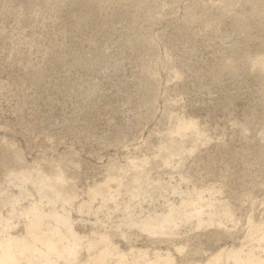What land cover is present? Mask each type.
<instances>
[{"label":"rangeland","instance_id":"374dc122","mask_svg":"<svg viewBox=\"0 0 264 264\" xmlns=\"http://www.w3.org/2000/svg\"><path fill=\"white\" fill-rule=\"evenodd\" d=\"M262 57L264 0H0V238L34 207L54 264L264 262Z\"/></svg>","mask_w":264,"mask_h":264},{"label":"bare ground","instance_id":"6f19581e","mask_svg":"<svg viewBox=\"0 0 264 264\" xmlns=\"http://www.w3.org/2000/svg\"><path fill=\"white\" fill-rule=\"evenodd\" d=\"M255 57H257V56H255ZM251 58H252V56H251ZM253 59H255L254 55H253ZM253 59H250V60H253ZM257 59L258 58H256V61H257ZM260 62H261V60H260ZM252 63L254 64V61ZM263 63H264V60H263ZM263 63H261V64H263ZM181 124L185 125V126L189 125L188 127H191L192 126L191 124H194V122L185 121V122H182ZM28 213L29 214L33 213L34 218L31 220V222H29V225L27 226L28 229H27V233H26L27 235L26 236H16L12 233H8L2 239L0 238L1 239L0 240V264H22L23 260L26 261V264H36L35 258H38V260L40 262H42V264H44V263L45 264L46 263L47 264L48 263L54 264L52 256H54L55 254L58 255L59 258H61L60 256H62V258L64 257L65 260H68L71 256L75 255L74 246L76 243V239H74V240L71 239V241L68 240L67 244L62 245V247H61L59 245V243L63 244V240H64V236L62 234L59 236L58 241H54L52 239V236L58 231V227L57 226L55 227L53 225L44 226V224H43L44 218L50 217L49 215L55 216V217H57V219L54 217L55 221L58 220V222L56 221V223L60 222V223H62V225H66L68 230H69L68 232L71 233V236L73 237L74 234H73L72 226L69 223V217L68 216H64V215L60 216L56 212H50V214H46L44 211L39 212L38 209L36 210V208H34V207ZM52 219H53V217H52ZM3 229H4V227H3ZM38 242H42L45 244V248H44L45 250L42 248H39L37 246ZM102 253H103V255H105L104 252H102ZM98 257H99V255H98ZM101 257H104V256H102V254H101ZM232 257L235 258V262L237 264H255L252 261V259L251 260L248 259V260L244 261L240 257H238L237 254H234ZM68 261H70V260H68ZM213 261L208 262V264H213ZM39 264H41V263H39ZM166 264H170V262L167 261ZM261 264H264V262H262Z\"/></svg>","mask_w":264,"mask_h":264}]
</instances>
